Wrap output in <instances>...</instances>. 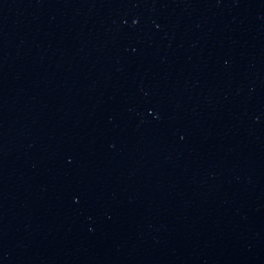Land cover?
I'll return each mask as SVG.
<instances>
[{"label":"water","instance_id":"1","mask_svg":"<svg viewBox=\"0 0 264 264\" xmlns=\"http://www.w3.org/2000/svg\"><path fill=\"white\" fill-rule=\"evenodd\" d=\"M0 264H264V0H0Z\"/></svg>","mask_w":264,"mask_h":264}]
</instances>
